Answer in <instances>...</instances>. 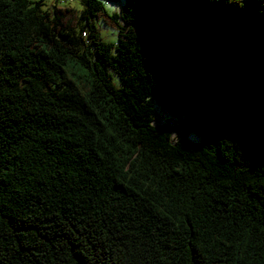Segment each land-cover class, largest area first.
Listing matches in <instances>:
<instances>
[{
    "label": "trees",
    "instance_id": "16d2710c",
    "mask_svg": "<svg viewBox=\"0 0 264 264\" xmlns=\"http://www.w3.org/2000/svg\"><path fill=\"white\" fill-rule=\"evenodd\" d=\"M105 1L0 0V264H264V0Z\"/></svg>",
    "mask_w": 264,
    "mask_h": 264
},
{
    "label": "rangeland",
    "instance_id": "374dc122",
    "mask_svg": "<svg viewBox=\"0 0 264 264\" xmlns=\"http://www.w3.org/2000/svg\"><path fill=\"white\" fill-rule=\"evenodd\" d=\"M27 2L34 3L37 1H40L42 3V9L47 10L51 6L55 5L56 7H69L77 12H80L82 10L81 2L82 0H26ZM104 3V9L107 11L108 14H115L118 12L119 7L122 5L123 1L119 0L116 3L105 1ZM99 27V34L103 39L107 42H114L116 41V38L113 36L112 30L104 28L102 25L98 24ZM115 78V77H113ZM175 121L172 118L168 116V114L158 111L157 120L155 121V126H172ZM194 140V138H191Z\"/></svg>",
    "mask_w": 264,
    "mask_h": 264
},
{
    "label": "built area",
    "instance_id": "2783aa9c",
    "mask_svg": "<svg viewBox=\"0 0 264 264\" xmlns=\"http://www.w3.org/2000/svg\"><path fill=\"white\" fill-rule=\"evenodd\" d=\"M82 35L84 36V34L82 33Z\"/></svg>",
    "mask_w": 264,
    "mask_h": 264
}]
</instances>
